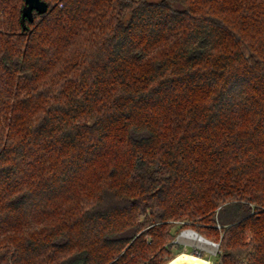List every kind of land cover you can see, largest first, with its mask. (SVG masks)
Segmentation results:
<instances>
[{"label":"trees","instance_id":"1","mask_svg":"<svg viewBox=\"0 0 264 264\" xmlns=\"http://www.w3.org/2000/svg\"><path fill=\"white\" fill-rule=\"evenodd\" d=\"M44 1L0 0V264H161L174 219L264 264V0Z\"/></svg>","mask_w":264,"mask_h":264},{"label":"rangeland","instance_id":"2","mask_svg":"<svg viewBox=\"0 0 264 264\" xmlns=\"http://www.w3.org/2000/svg\"><path fill=\"white\" fill-rule=\"evenodd\" d=\"M173 225H177L175 228L176 236L175 239L170 243L169 248H167V253L165 256H162L161 264H170L171 261L176 259L179 255L184 253L197 255L202 257L210 262V264H217L220 260L221 250L219 249V243L207 238L203 233L201 234L193 225L192 221L188 219H174ZM198 235L216 247L214 249H205L199 247L196 242L190 239V235ZM150 240V239H149ZM172 244V245H171ZM144 264V263H143Z\"/></svg>","mask_w":264,"mask_h":264},{"label":"bare ground","instance_id":"3","mask_svg":"<svg viewBox=\"0 0 264 264\" xmlns=\"http://www.w3.org/2000/svg\"><path fill=\"white\" fill-rule=\"evenodd\" d=\"M190 239L194 240L199 247L205 249H214L216 246L213 245L211 242L206 240L205 238L198 236V235H190ZM179 262H190L194 264H210V262L202 257H198L197 255L187 254L184 253L179 255L176 259L171 261L170 264H175Z\"/></svg>","mask_w":264,"mask_h":264},{"label":"water","instance_id":"4","mask_svg":"<svg viewBox=\"0 0 264 264\" xmlns=\"http://www.w3.org/2000/svg\"><path fill=\"white\" fill-rule=\"evenodd\" d=\"M47 9H48V5L44 0H25V7L23 9L22 17L23 19L28 18L29 21L32 22L34 20V12H38L42 14V13H45ZM175 264H194V263L179 262ZM217 264H224V263L222 260H219Z\"/></svg>","mask_w":264,"mask_h":264}]
</instances>
